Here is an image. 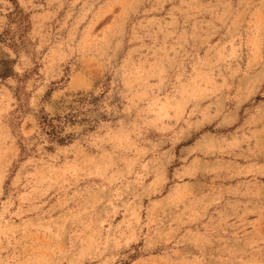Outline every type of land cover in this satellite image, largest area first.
<instances>
[{
  "label": "rangeland",
  "instance_id": "obj_1",
  "mask_svg": "<svg viewBox=\"0 0 264 264\" xmlns=\"http://www.w3.org/2000/svg\"><path fill=\"white\" fill-rule=\"evenodd\" d=\"M0 264H264V0H0Z\"/></svg>",
  "mask_w": 264,
  "mask_h": 264
}]
</instances>
